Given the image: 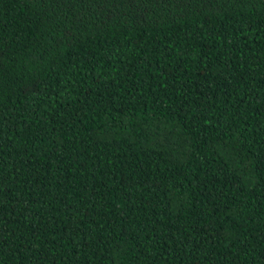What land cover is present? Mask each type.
Segmentation results:
<instances>
[{"label":"trees","instance_id":"16d2710c","mask_svg":"<svg viewBox=\"0 0 264 264\" xmlns=\"http://www.w3.org/2000/svg\"><path fill=\"white\" fill-rule=\"evenodd\" d=\"M0 264H264V0H0Z\"/></svg>","mask_w":264,"mask_h":264}]
</instances>
